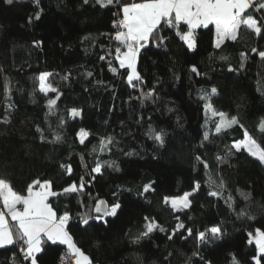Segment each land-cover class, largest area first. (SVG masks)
<instances>
[{
  "label": "trees",
  "instance_id": "1",
  "mask_svg": "<svg viewBox=\"0 0 264 264\" xmlns=\"http://www.w3.org/2000/svg\"><path fill=\"white\" fill-rule=\"evenodd\" d=\"M118 12V4L101 7L96 0H39L38 5L35 0H0V178L26 194L35 179L53 181L60 192L71 183L79 185L83 177V193L49 202L58 215L70 214L69 233L93 264H231L233 255L240 264H255V245L247 241L249 232L264 230V165L243 150L226 153L243 138L244 128L264 137L257 130L264 119V61L251 51L264 50V33L257 37L242 29L237 40L215 48L209 26L196 30L197 48L189 51L173 30L164 28L166 47L142 50L138 71L143 84L133 88L114 60L115 74L99 59L109 51L114 55L110 37ZM249 12L258 21L264 18L254 9ZM35 41L41 42L39 47ZM242 52L247 57L243 67ZM192 66L200 75L190 71ZM44 72L53 74L50 80L60 93L55 115L48 114L46 104L56 93L38 91L36 77ZM212 88L217 90L214 107L239 121L221 135H213L214 125L206 122L200 99ZM149 91L153 97L142 99ZM7 105H12L10 111ZM70 109L81 115L73 118ZM150 127L166 133L162 147L149 138ZM81 129L90 133L84 144L77 137ZM55 135L61 137L58 142H52ZM106 136L114 142L100 151V139ZM197 156L210 165L216 184L209 183ZM98 161H114L119 171L104 166L101 175L91 173ZM62 164L71 166V175ZM197 183L189 208L175 212L164 203L165 196L193 191ZM145 185L154 190L144 193ZM210 191L219 195L210 196ZM98 201L121 208L114 217L82 225L83 215L96 216ZM241 211L246 215L239 216ZM152 221L165 231L155 230L133 243ZM181 223L193 233L220 226L224 235L198 248L184 230L183 237L177 232L169 240ZM18 250L17 245L0 248V264H12ZM62 250V245L46 242L40 264H58ZM194 251L204 260L194 257ZM260 259L264 264V257ZM18 264L29 262L19 259Z\"/></svg>",
  "mask_w": 264,
  "mask_h": 264
},
{
  "label": "snow or ice",
  "instance_id": "2",
  "mask_svg": "<svg viewBox=\"0 0 264 264\" xmlns=\"http://www.w3.org/2000/svg\"><path fill=\"white\" fill-rule=\"evenodd\" d=\"M11 3L12 0H7ZM85 4L89 0H83ZM38 5L39 0H35ZM96 3L101 7L118 4L119 12L117 19L113 21V28L116 29L114 35L110 39L115 41L114 55L109 51L105 55H101L99 59L105 61L109 65V70L114 74L117 68L113 66V60L119 65V69L126 72L127 83L133 88L143 84V78L138 71V62L140 60L142 50L148 47H166L168 37L163 34L164 28L173 30L176 36L183 42L189 51H194L197 48L196 30L208 29L209 26H214L215 38L213 46L220 48L225 41L237 40L242 29L250 30L255 36L260 37L264 33V18L257 20L254 18L249 10L254 9L258 13L264 14V0H139V2H128V0H96ZM41 12L35 13L34 19L41 18ZM33 17L29 18V23L32 22ZM40 41H35L34 46L39 47ZM252 53L258 55L261 61H264V50L252 48ZM241 67H243V60L247 57L245 53H241ZM226 60L227 57H221ZM191 72L200 75L198 69L192 66ZM229 71H233L230 67ZM52 73L44 72L36 77L38 81V91L44 96L49 93H56L55 98H50L47 101L49 115H55L57 101L60 98L58 89L53 85L50 77ZM88 76L92 73L88 72ZM66 78V77H65ZM8 86L5 85L6 98ZM217 94L216 88L205 91L200 96L204 101V112L206 122H211L214 125L213 135H221L229 131L234 126L239 124L236 117H229L225 112L220 111L214 107L212 97ZM153 91L142 94V99L153 97ZM12 105H7L6 110L10 111ZM69 115L73 118L79 117L81 112L77 109H70ZM4 122H7L5 119ZM62 126L64 120H60ZM257 130L264 135V119L257 125ZM39 131V129H38ZM148 136L153 139L161 147L165 143L166 133L163 130L156 131L151 127L148 130ZM90 133L81 129L77 133V137L81 144L85 143ZM43 138V137H42ZM204 140L209 139V133H204ZM61 139L59 135L54 136L52 142H58ZM114 142V138L106 136L100 139V151L106 149ZM232 149L236 152L243 150L249 156L258 160L261 165H264V146L254 139L247 130L243 133V139L234 141L226 155L232 154ZM93 151H96L94 148ZM132 155V153H126ZM218 161L222 157L217 156ZM196 160L203 164L206 173L209 175V183L216 184V180L212 179L211 173L208 172L210 165L197 156ZM107 166L115 168L119 171L118 165L114 161L97 162L91 169V173L98 175L102 174V168ZM61 168L66 169L67 174H72L71 166L61 165ZM95 179V176L92 177ZM90 183V182H89ZM200 187L196 184L193 192ZM219 187H223V181H220ZM85 189V181L81 177L79 185L71 183L62 188V191L54 190V183L50 180L35 179L27 185L26 194H21L14 190L12 184L5 178H0V248L17 245L19 247L20 255L29 264H40L39 254L44 251V244L50 242L52 245H64L66 247V256L72 258V264H93L85 252L77 246L73 236L68 230V222L71 216L68 212L63 215H58L50 204V198L60 195H70L73 193H83ZM151 189V185H145L143 192L147 193ZM193 192H184L182 195L169 197L165 196L164 203L171 206L173 211L180 212L190 207V196ZM143 194V193H141ZM210 196H218L217 191H210ZM248 198L247 194L241 193ZM231 199V198H229ZM231 206V205H230ZM121 208L119 203L107 206L105 201H98L94 211L97 213L95 217L85 214L81 217L82 225H87L89 219L103 220L108 216H116L118 210ZM239 216H245V212L238 213ZM249 219L252 217L249 215ZM148 219V218H146ZM155 230L161 232L165 231L162 226H159L155 221L149 222L145 225L142 232L138 233L133 239V243H139L142 239L150 237ZM187 231L188 236H191L197 242V248L201 244H207L223 237L224 232L220 226H212L206 231H198L193 233L191 229H185L181 223L178 224L171 235L168 236L172 240L177 232L183 237V232ZM249 245H255L256 255L253 256L255 264H261V257H264V230L256 229L254 233H248ZM194 257H199L204 260L198 251L192 253ZM62 260L65 257H61ZM191 264V261L188 262ZM204 264H210L209 261L204 260ZM231 264H240V261L233 255Z\"/></svg>",
  "mask_w": 264,
  "mask_h": 264
},
{
  "label": "built area",
  "instance_id": "3",
  "mask_svg": "<svg viewBox=\"0 0 264 264\" xmlns=\"http://www.w3.org/2000/svg\"><path fill=\"white\" fill-rule=\"evenodd\" d=\"M18 251H19V250H18ZM18 255H19V258H18V257H14V258L11 259L12 264H18V260H19V259H21L22 261H25V260L23 259V256L20 255V252H18ZM62 256L65 257L64 260L61 259ZM57 263H58V264H72V258L66 256V249L61 251Z\"/></svg>",
  "mask_w": 264,
  "mask_h": 264
},
{
  "label": "rangeland",
  "instance_id": "4",
  "mask_svg": "<svg viewBox=\"0 0 264 264\" xmlns=\"http://www.w3.org/2000/svg\"><path fill=\"white\" fill-rule=\"evenodd\" d=\"M208 123H210V124H212L211 122H208ZM245 130H247L248 132H249V134L254 138V139H256L257 140V142L258 143H260L261 144V146H264V137H260V136H256L255 134H252L247 128H244V131ZM214 131V130H213ZM243 139V138H242ZM241 139V140H242ZM190 192H193V191H190ZM1 206H3L2 204H1ZM170 206V205H169ZM2 208V207H1ZM149 223V222H148ZM19 248V247H18Z\"/></svg>",
  "mask_w": 264,
  "mask_h": 264
},
{
  "label": "crops",
  "instance_id": "5",
  "mask_svg": "<svg viewBox=\"0 0 264 264\" xmlns=\"http://www.w3.org/2000/svg\"><path fill=\"white\" fill-rule=\"evenodd\" d=\"M139 2V1H138ZM211 26V25H210ZM212 28H213V43H214V38H215V29H214V26H212ZM3 207V206H2ZM65 249H66V247L64 246V245H62Z\"/></svg>",
  "mask_w": 264,
  "mask_h": 264
},
{
  "label": "water",
  "instance_id": "6",
  "mask_svg": "<svg viewBox=\"0 0 264 264\" xmlns=\"http://www.w3.org/2000/svg\"><path fill=\"white\" fill-rule=\"evenodd\" d=\"M95 215H97V213L94 211Z\"/></svg>",
  "mask_w": 264,
  "mask_h": 264
}]
</instances>
